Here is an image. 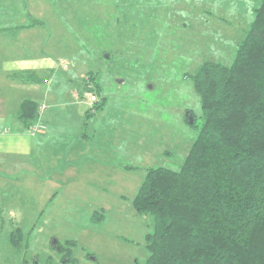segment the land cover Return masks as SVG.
Here are the masks:
<instances>
[{"label":"rangeland","instance_id":"rangeland-1","mask_svg":"<svg viewBox=\"0 0 264 264\" xmlns=\"http://www.w3.org/2000/svg\"><path fill=\"white\" fill-rule=\"evenodd\" d=\"M51 3L34 6L44 11L43 27L19 41L30 56L42 52L61 65L43 113L53 133L29 163L17 166L16 199L3 206L0 264H32L34 256L35 264H144L153 217L138 213L134 198L150 167L181 166L203 123L200 96L187 75L206 59L234 60L261 0ZM112 44L121 65L105 71L112 65L101 54ZM97 65L106 73L97 101L105 99L86 114L88 101L70 97ZM10 208L16 210L12 223ZM96 211L103 220L93 221ZM17 227L24 232L18 249L9 241ZM54 238L70 249L69 261L52 247Z\"/></svg>","mask_w":264,"mask_h":264},{"label":"trees","instance_id":"trees-1","mask_svg":"<svg viewBox=\"0 0 264 264\" xmlns=\"http://www.w3.org/2000/svg\"><path fill=\"white\" fill-rule=\"evenodd\" d=\"M115 47L101 54L112 65L105 71L121 65ZM103 71L102 65L88 70L78 93L99 95ZM187 77L200 96L203 123L181 166L150 167L134 198L137 212L153 217L144 264H264V0L234 60L206 59ZM38 107L22 101L18 118L26 129L37 120ZM103 218L101 211L92 216L94 222ZM23 239L21 227L9 235L17 249ZM58 245L69 261L70 249L59 241L52 247Z\"/></svg>","mask_w":264,"mask_h":264},{"label":"crops","instance_id":"crops-1","mask_svg":"<svg viewBox=\"0 0 264 264\" xmlns=\"http://www.w3.org/2000/svg\"><path fill=\"white\" fill-rule=\"evenodd\" d=\"M29 2L32 8L27 11ZM51 2L52 0H0V128H9L8 132L0 133V230L4 221L3 206L6 207L7 202L16 199L18 180L14 174L17 166L29 163L33 153L49 141L53 133L48 127L45 133L31 136L18 118L21 103L25 99L35 101L39 106L45 104L47 110L49 106L46 101L51 95V86L58 83L57 72L61 65L42 52L30 56L24 52L27 43L19 41L32 37L38 32V27H43L44 11H34V6L39 8L46 5L48 8ZM70 18L73 17H69V20ZM30 19L35 22V26L34 23L28 24ZM52 27L56 30L59 25ZM84 77L81 76V82ZM69 80L72 81L71 78ZM73 90L70 98L76 104L88 106L78 93V88ZM24 182L28 185L30 179L26 178ZM7 211L8 220L12 223V215L16 210L10 208ZM10 212L13 214L10 215Z\"/></svg>","mask_w":264,"mask_h":264},{"label":"built area","instance_id":"built-area-1","mask_svg":"<svg viewBox=\"0 0 264 264\" xmlns=\"http://www.w3.org/2000/svg\"><path fill=\"white\" fill-rule=\"evenodd\" d=\"M83 100L86 102L88 101V104L91 105V107L96 103L97 101V95L95 92L91 90H86L81 96ZM46 105L42 104L38 107L39 116L37 120H35L26 130L31 136H37L39 134H43L48 130L47 124L42 119V112L45 110ZM9 128H0V133L8 132Z\"/></svg>","mask_w":264,"mask_h":264},{"label":"water","instance_id":"water-1","mask_svg":"<svg viewBox=\"0 0 264 264\" xmlns=\"http://www.w3.org/2000/svg\"><path fill=\"white\" fill-rule=\"evenodd\" d=\"M105 56H106V58L109 57L108 54H106ZM187 117H188V119H189V123H193V122H194V116H193L192 113L187 112ZM57 243H58V240H57L56 238H54V239L52 240V246H53V245H56ZM58 249H61V246H58ZM92 258H94V257H92Z\"/></svg>","mask_w":264,"mask_h":264},{"label":"flooded vegetation","instance_id":"flooded-vegetation-1","mask_svg":"<svg viewBox=\"0 0 264 264\" xmlns=\"http://www.w3.org/2000/svg\"><path fill=\"white\" fill-rule=\"evenodd\" d=\"M186 112H189V113H190V111H189V110H187Z\"/></svg>","mask_w":264,"mask_h":264},{"label":"clouds","instance_id":"clouds-1","mask_svg":"<svg viewBox=\"0 0 264 264\" xmlns=\"http://www.w3.org/2000/svg\"><path fill=\"white\" fill-rule=\"evenodd\" d=\"M13 214L12 212H10V215Z\"/></svg>","mask_w":264,"mask_h":264}]
</instances>
